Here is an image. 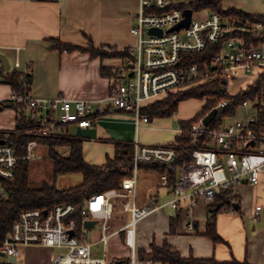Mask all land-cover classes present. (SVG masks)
I'll list each match as a JSON object with an SVG mask.
<instances>
[{
	"label": "built area",
	"instance_id": "2783aa9c",
	"mask_svg": "<svg viewBox=\"0 0 264 264\" xmlns=\"http://www.w3.org/2000/svg\"><path fill=\"white\" fill-rule=\"evenodd\" d=\"M190 1L140 0L137 23L131 29L137 39L136 45L129 48L133 58L115 69L106 100L98 103L64 97L40 100L14 93L11 99L4 101L24 105L28 112L37 115L40 125L33 133L36 139L27 144L24 156H19L16 147L9 144L13 132L0 130V141H4L0 144V199L7 197L2 181L14 179L18 162L32 164L43 159L39 139L58 138L71 126L83 132L91 129L98 121L95 116L104 115L108 109L133 115L137 138L131 142L134 153L130 175L119 188L96 194L87 201L81 213L82 227L74 217L76 207L73 204L44 211H23L11 232L0 241V264H14L10 260L18 259L21 249L29 247L62 251L51 264H109L106 260L108 242L120 233H124L131 249L130 264H155L152 259L142 260L138 255L137 229L142 221L164 209L175 213L185 209L191 213L200 200L213 203L220 190H231L235 197V189L241 184H259L264 174V150L254 145L256 141L264 142V131L257 136L251 129L257 121L255 115L248 114L245 120L226 124L222 130L210 129L203 121L188 130L179 128L178 135L189 134V142L143 145L139 141L140 131L149 125V119L142 116L146 104L169 92L198 82H210L218 76L229 83L230 78L235 80L242 74L257 72L259 75L264 71V41L251 44L247 39L250 35L262 38L260 24L249 26L244 20L226 21L218 13L196 18L197 13L193 11L188 28L169 32L184 20L185 10L190 8L183 9V5ZM151 30L162 31V35L151 34ZM209 45L220 46L210 65L182 61V55L203 53ZM1 73L7 72L0 63ZM228 104L223 102L217 109ZM250 106L246 102L242 108ZM4 107L0 105V110ZM183 150L191 155L192 162L178 168L175 184L157 171L141 169L147 164L171 166ZM162 197L169 199L162 201ZM256 210L258 217L261 207ZM116 218L124 219V225L109 234L108 223ZM86 222H95L93 228L102 224V258L93 256L91 242L80 241L77 237L81 228L89 229L85 227ZM190 229H194L193 225Z\"/></svg>",
	"mask_w": 264,
	"mask_h": 264
},
{
	"label": "crops",
	"instance_id": "0c3cea01",
	"mask_svg": "<svg viewBox=\"0 0 264 264\" xmlns=\"http://www.w3.org/2000/svg\"><path fill=\"white\" fill-rule=\"evenodd\" d=\"M139 2L140 0H0V52L8 57L10 63L13 62L11 70L25 75L32 74L31 96L36 99L64 97L72 101H104L109 96L112 80L102 75V68L118 69L123 60L114 57L93 58L91 53L80 50L60 52L51 49L52 44L48 40L59 39L81 48H88L92 41L95 48L109 52L134 47L137 39L132 35L131 29L137 23ZM223 9L263 15L264 0H223ZM16 65H19L18 68H15ZM5 86L6 100L0 98V105L14 95L12 87L8 84ZM201 109L190 118L181 119L175 115L172 119H191ZM0 115L6 116L0 121V130H15V108L5 107L0 110ZM129 115H101L93 128L83 132L86 139L84 150L92 158L89 160L84 154L88 163L102 166L107 157H114L115 145L110 131L126 141H133L134 124L131 119L126 118ZM172 119L156 120L146 129L161 131L165 129L163 124ZM124 124L127 126L124 127ZM176 133L178 135V131ZM175 138L173 142L167 143L158 136L147 143L168 145L174 143ZM100 140L107 143L105 147L111 150V154L101 156L97 161V150L104 146ZM235 198L238 211L221 212L217 215V233L223 243L214 244L204 236L208 207L212 204L209 201L201 202L191 213L181 209L175 216H169L163 213L164 209L142 221L137 229L138 251L150 253L152 243L159 247L168 243L185 258L193 256L197 259L215 258L218 261L234 258L238 261L248 260L250 264H264V174L256 186L246 183L238 186ZM258 207L261 210L257 217ZM172 218L175 219L174 232H171L170 227ZM124 222L122 218L111 220L107 231L110 227L111 234L115 233L122 228ZM190 225L194 229H190ZM88 230L93 231L94 228ZM86 235L89 237V232ZM117 238L125 241L124 233L112 236L109 241ZM92 244L93 256L102 258L104 250L100 238ZM96 246L101 247V250L96 251ZM108 248L109 245L106 248V260L109 264H129V247L123 254H110ZM56 255L55 249L23 248L14 264H51ZM112 259L118 261H111Z\"/></svg>",
	"mask_w": 264,
	"mask_h": 264
},
{
	"label": "trees",
	"instance_id": "16d2710c",
	"mask_svg": "<svg viewBox=\"0 0 264 264\" xmlns=\"http://www.w3.org/2000/svg\"><path fill=\"white\" fill-rule=\"evenodd\" d=\"M190 8L195 13L208 11L209 13H218L226 21H242L249 26L260 24L262 31L259 35L261 39L250 35L247 39L251 44H258L264 41V14L251 15L232 9L225 11L223 9V0H191L183 5V9ZM52 44L51 49L60 52L83 51L91 53L93 58L114 57L122 59H132L130 50L106 51L97 49L92 41L88 48L64 43L59 39L48 40ZM220 46L209 45L207 49L200 54H184L182 61L186 60L191 64L200 66L210 65L212 59L219 53ZM115 69L102 68V75L113 80ZM6 83L10 85L14 93L31 96V86L33 81L32 74H23L16 70H10L5 73ZM228 84L225 78L216 77L213 81L198 82L186 86L182 89L169 92L161 98L146 104L142 110V116L149 119V124L156 120L172 119L178 112L181 105L188 101L198 100L202 103L201 111L193 118L179 121L180 128L188 130L192 125L199 123L207 117L213 110L223 103H229L225 108L218 109V115L209 128L213 130H222L225 121L235 117L244 105L249 102L255 111L256 123L251 127L257 136L264 131V71L261 72L256 81L245 89L240 90L233 95L228 90ZM1 106L13 107L17 112V125L13 130V135L9 139V144L16 147L17 154L24 156L26 154L27 144L36 139L33 133L38 129L40 122L37 115L28 112L24 105L3 102ZM4 107V108H5ZM121 111H112L108 109L105 115L121 114ZM95 117H99L96 115ZM66 134L58 138L39 139L42 145L43 157L52 163L55 177L60 175L80 174L83 176V182L69 189H59L55 182L44 181L40 186H34L35 179L31 173V163L20 161L16 167V173L13 180L2 181V185L7 193L5 199H0V241L3 240L12 230L13 225L18 220L20 214L26 210H49L58 205L73 204L76 207L75 219L82 227L83 217L81 215L87 201L94 195L104 193L111 189L121 186L122 181L130 175L132 168V157L134 147L131 142L113 141L115 145L114 157H107L106 163L102 166L92 165L84 158V136ZM189 134L176 135L174 143L190 141ZM261 143L256 141L254 148L259 147ZM60 149H66L68 153L64 154ZM192 162L191 155L182 151L176 162L171 166H162L157 164L142 165V170L157 171L162 176H167L169 183H176L178 168L182 165ZM231 190H220L214 202L208 207L207 229L204 236L209 238L214 244L223 243V239L217 233V215L221 212H236L237 200L233 197ZM171 232H174L175 219H171ZM139 258L152 259L154 262L164 264H250L248 260L238 261L232 259L229 261H218L215 258L197 259L193 256L189 258L182 257L168 243L159 247L155 243L151 244V252L144 250L138 251ZM127 262V261H126ZM129 264L130 261L128 260Z\"/></svg>",
	"mask_w": 264,
	"mask_h": 264
},
{
	"label": "rangeland",
	"instance_id": "374dc122",
	"mask_svg": "<svg viewBox=\"0 0 264 264\" xmlns=\"http://www.w3.org/2000/svg\"><path fill=\"white\" fill-rule=\"evenodd\" d=\"M207 14H209L208 11H203L201 13H197L195 14L196 18H204ZM11 64L13 66V62L11 61ZM6 76L7 74L5 73H1L0 75V98L1 100H6L5 98V89L7 85L6 83ZM258 77V73H254L251 75H246V74H242V76L238 79L233 80L232 78H230L229 80V84H228V90L231 94L235 95L237 94L240 90L245 89L247 86L251 85L252 83H254L256 81ZM186 104H182L179 112L176 114L179 118H190L193 116V114H196V112H198V110L201 109L202 107V103L198 100H193V101H188L185 102ZM184 105V106H183ZM248 114L250 115H255V111L252 108V106H250V108L248 109H244V108H240V110L238 111L237 115L235 117L229 118L225 121V124H228L230 122H234L238 119H242L245 120L248 116ZM4 118H6V116H2L0 115V121L3 120ZM126 118L133 120L134 116L133 115H129L126 116ZM180 119V120H181ZM153 124V123H152ZM150 125V124H149ZM148 125V126H149ZM165 125V129H161V131H157V130H150V129H146L147 126H144L143 129L140 131L139 134V141L141 144L143 145H149L147 142H149L152 138H157L158 136H161V138H163V140H165V142L169 143V142H173L174 138L177 135V131L180 128V124H179V120L177 119H172L170 121H168ZM95 126V125H94ZM127 125L124 124V127H126ZM131 129V127H130ZM67 130H69V135H77V128L76 126H71L68 127ZM134 131V140H136V131L135 128H133ZM99 142H101V145L104 146H100L97 150L98 153V157L96 158L97 161L100 160L101 156H106L107 154H111V150L107 149L106 146V142L100 140ZM165 143V144H167ZM259 149L264 150V142L261 143V145L259 146ZM60 151L64 154L68 153L66 149H60ZM84 154L86 156H88V153L86 150H84ZM88 159L91 160L88 156ZM31 173L35 179L34 182V186H40L42 184V182L44 181H48V182H55L57 187L59 189H69L75 186L80 185L83 182V176L80 174H72V175H60L58 177L54 176L53 173V167H52V163L47 159V157H43V159L41 161H37L32 163L31 165ZM0 193H1V186H0ZM169 199V197H162V201H167ZM205 203V202H209L207 200H200L198 204L200 203ZM164 214H168L169 216H174L175 212L170 211L169 209H165ZM89 232V237H87L86 233ZM108 233H111V229L109 227ZM102 235V224H98L93 231H90L88 229L85 228H81L80 232L78 233V239L80 241H84V240H88L89 242L93 243L95 242L97 239L101 238ZM109 253H115V254H123L125 253V250H127L128 246L126 244L125 241H122L121 238H117L115 240H111L109 241ZM96 251H100L101 247L96 246V248H94ZM62 253V251L57 250V254ZM103 254V253H102ZM115 261L117 262L118 260L116 259H112L111 261ZM125 264V263H123Z\"/></svg>",
	"mask_w": 264,
	"mask_h": 264
},
{
	"label": "water",
	"instance_id": "95a60500",
	"mask_svg": "<svg viewBox=\"0 0 264 264\" xmlns=\"http://www.w3.org/2000/svg\"><path fill=\"white\" fill-rule=\"evenodd\" d=\"M192 15H193V11L191 9H187L185 10V18L184 20L179 23L178 25H176L175 27L171 28L169 30V32H174V31H180L182 28H188L191 20H192ZM151 34H158V35H162V31H156V30H151L150 31ZM0 63L2 64L3 67V71L9 72L11 70V63L10 60L8 59L7 56H5L4 54H2L0 52ZM218 115V109L213 110L209 115H207V117H205V119L203 120V124L205 126H210L211 123H213V121L216 119ZM110 136L114 141H123L125 140L123 137L115 134L114 132L110 131ZM77 135L78 136H83V131L82 130H77ZM4 141H0V144H3ZM238 208V206L236 205V209ZM96 225L95 222H86L85 223V227L92 229L94 226ZM75 233H72V236H74ZM17 259H11L10 262L11 263H16Z\"/></svg>",
	"mask_w": 264,
	"mask_h": 264
}]
</instances>
